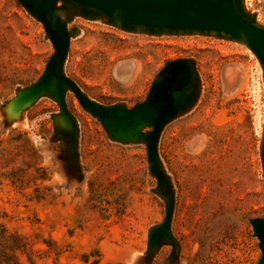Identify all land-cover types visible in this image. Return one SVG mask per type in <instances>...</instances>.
Here are the masks:
<instances>
[{"label":"rangeland","instance_id":"obj_1","mask_svg":"<svg viewBox=\"0 0 264 264\" xmlns=\"http://www.w3.org/2000/svg\"><path fill=\"white\" fill-rule=\"evenodd\" d=\"M264 27V0H244ZM64 73L104 106L142 103L169 61L195 63L193 105L162 130L159 160L174 193L171 234L147 248L148 233L163 222L165 202L147 165L143 143L112 142L99 122L68 92L78 123L77 158L58 136L57 105L38 99L12 122L0 119V223L20 236V264H257L260 251L249 221L264 218V178L259 156L264 115L261 72L243 45L199 35L128 33L102 20L74 17ZM53 53L42 25L17 0H0V111L41 76ZM40 132L60 146L58 159L76 192L53 190L48 168L29 135ZM144 129L142 133L149 132Z\"/></svg>","mask_w":264,"mask_h":264},{"label":"water","instance_id":"obj_2","mask_svg":"<svg viewBox=\"0 0 264 264\" xmlns=\"http://www.w3.org/2000/svg\"><path fill=\"white\" fill-rule=\"evenodd\" d=\"M22 8L44 30L53 53L38 80L19 90L0 111L3 122H12L38 99L47 97L58 107L52 117L55 133L69 140V152L77 158L78 123L68 110L66 95L70 92L79 107L96 119L108 139L115 143H143L147 165L157 183V194L165 202L163 222L148 233L147 248L153 252L163 243L172 246L171 258L176 256L177 244L171 234L174 208L172 185L162 169L158 142L163 128L188 110L198 94L195 63L178 59L164 64L156 74L146 99L132 108L124 105L104 106L91 100L64 73L70 39L77 28H68L74 17L102 20L107 25L128 33L150 36L199 35L230 41L245 46L255 57L261 72L264 90V27L244 6V0H17ZM150 131L142 133L144 129ZM259 156L264 178V115ZM257 240L264 264V218L249 221Z\"/></svg>","mask_w":264,"mask_h":264},{"label":"clouds","instance_id":"obj_3","mask_svg":"<svg viewBox=\"0 0 264 264\" xmlns=\"http://www.w3.org/2000/svg\"><path fill=\"white\" fill-rule=\"evenodd\" d=\"M48 119V113H44L36 117L35 121H33L30 125L29 139L33 147L38 151L43 164L49 170L53 190H62L74 193L86 186L85 181L83 180V182H78L67 176L63 170V163L58 159L60 146L52 142L50 137H46L41 134V123ZM139 257L140 253H131L128 264H138Z\"/></svg>","mask_w":264,"mask_h":264},{"label":"trees","instance_id":"obj_4","mask_svg":"<svg viewBox=\"0 0 264 264\" xmlns=\"http://www.w3.org/2000/svg\"><path fill=\"white\" fill-rule=\"evenodd\" d=\"M25 246L20 236L9 233L0 223V264H20L18 254Z\"/></svg>","mask_w":264,"mask_h":264}]
</instances>
